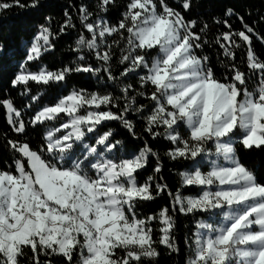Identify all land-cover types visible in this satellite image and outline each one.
Instances as JSON below:
<instances>
[{
	"label": "snow or ice",
	"instance_id": "snow-or-ice-1",
	"mask_svg": "<svg viewBox=\"0 0 264 264\" xmlns=\"http://www.w3.org/2000/svg\"><path fill=\"white\" fill-rule=\"evenodd\" d=\"M205 11L0 0V34L42 18L0 40V264H264V12Z\"/></svg>",
	"mask_w": 264,
	"mask_h": 264
},
{
	"label": "trees",
	"instance_id": "trees-1",
	"mask_svg": "<svg viewBox=\"0 0 264 264\" xmlns=\"http://www.w3.org/2000/svg\"><path fill=\"white\" fill-rule=\"evenodd\" d=\"M123 3H124V0H118V4L123 5ZM226 7H234L238 11H241V12H243V10L246 7L251 8L253 18H255L257 15V9H260V11L264 12V5H262V0H205V8L210 9V13L208 11H205V16L210 18V14H222L223 10ZM120 10H121L120 8H116L112 10L111 15L113 16V18L119 15ZM14 11H18V9ZM56 12H57V15H59L60 10L57 9ZM25 19L27 21L26 30L22 29L21 26H17V27H14L10 33L7 30H5L3 34H0V40L4 42L7 49L13 52L21 49V46H22L21 35L22 34L26 35L27 32L32 31L33 25L37 21H41L42 18L40 14H36L32 17H28ZM53 27L55 30V27H56L55 21H54ZM234 27L236 28L240 27L239 21L234 22ZM213 31H215V29H213ZM57 48L62 50L63 45L58 44ZM255 48L258 53L264 52V47H262L258 42L255 43ZM60 54H61L60 52L53 53L50 56H46L45 59L47 62H49L51 66L54 67L57 56ZM63 55L67 57L70 55V53L63 52ZM10 64L11 62L9 60H4L3 62H0V78L5 79V80L7 79V77L12 71ZM217 71L219 74V68L217 69ZM7 130H8L7 125L4 119L2 118V116H0V134H2L3 132ZM2 143L3 141L0 140V145H2ZM3 155H4L3 149L2 147H0V157H2ZM241 155H242V158L246 157V154H244L243 152L241 153ZM246 158L249 162H255L258 159V154H253L252 156H249ZM165 175L168 179V183L173 188H175L177 185V178L174 175H168L167 173H165ZM261 179H264V175L261 176ZM184 223H185L184 219L181 217L179 220L177 236L180 240L182 250H183V235L185 232ZM183 259H184L183 256L178 258V260L177 258H171L166 253H164L162 250V255L160 257V264H183ZM57 264H59V262H57Z\"/></svg>",
	"mask_w": 264,
	"mask_h": 264
}]
</instances>
